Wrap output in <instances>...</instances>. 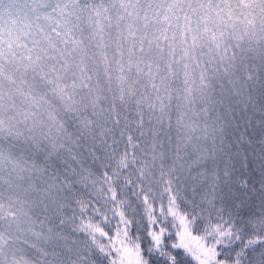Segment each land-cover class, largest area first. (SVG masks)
<instances>
[{"label": "snow or ice", "instance_id": "snow-or-ice-1", "mask_svg": "<svg viewBox=\"0 0 264 264\" xmlns=\"http://www.w3.org/2000/svg\"><path fill=\"white\" fill-rule=\"evenodd\" d=\"M0 264H264V0H0Z\"/></svg>", "mask_w": 264, "mask_h": 264}]
</instances>
